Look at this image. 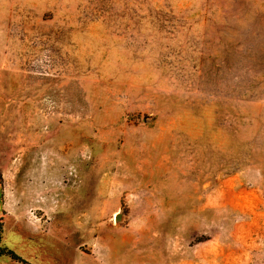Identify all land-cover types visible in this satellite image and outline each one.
Returning <instances> with one entry per match:
<instances>
[{
	"label": "rangeland",
	"instance_id": "374dc122",
	"mask_svg": "<svg viewBox=\"0 0 264 264\" xmlns=\"http://www.w3.org/2000/svg\"><path fill=\"white\" fill-rule=\"evenodd\" d=\"M0 184V264H264V0H0Z\"/></svg>",
	"mask_w": 264,
	"mask_h": 264
},
{
	"label": "trees",
	"instance_id": "16d2710c",
	"mask_svg": "<svg viewBox=\"0 0 264 264\" xmlns=\"http://www.w3.org/2000/svg\"><path fill=\"white\" fill-rule=\"evenodd\" d=\"M0 196H1V184H0ZM0 204H1V202H0ZM0 210H1V208H0ZM2 233H3V231H2V219L0 218V243H1V240H2ZM0 254L11 255V257L13 259H15V260L18 259L15 255H13V253L11 251H7L5 248H2L1 246H0Z\"/></svg>",
	"mask_w": 264,
	"mask_h": 264
},
{
	"label": "water",
	"instance_id": "95a60500",
	"mask_svg": "<svg viewBox=\"0 0 264 264\" xmlns=\"http://www.w3.org/2000/svg\"><path fill=\"white\" fill-rule=\"evenodd\" d=\"M121 219V215L117 214V216L115 217V221L118 222Z\"/></svg>",
	"mask_w": 264,
	"mask_h": 264
}]
</instances>
